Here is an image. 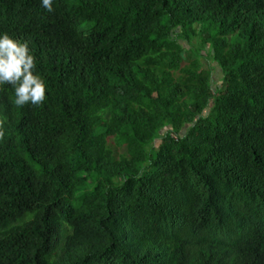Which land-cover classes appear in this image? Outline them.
I'll use <instances>...</instances> for the list:
<instances>
[{
    "label": "trees",
    "instance_id": "16d2710c",
    "mask_svg": "<svg viewBox=\"0 0 264 264\" xmlns=\"http://www.w3.org/2000/svg\"><path fill=\"white\" fill-rule=\"evenodd\" d=\"M53 7L0 0V264H264V0Z\"/></svg>",
    "mask_w": 264,
    "mask_h": 264
},
{
    "label": "clouds",
    "instance_id": "9594fccd",
    "mask_svg": "<svg viewBox=\"0 0 264 264\" xmlns=\"http://www.w3.org/2000/svg\"><path fill=\"white\" fill-rule=\"evenodd\" d=\"M55 0H40L48 13L54 12ZM11 85L14 103L18 107L42 105L47 100V83L37 71V58L29 43L8 32H0V88ZM5 121L0 119V139L4 136Z\"/></svg>",
    "mask_w": 264,
    "mask_h": 264
},
{
    "label": "rangeland",
    "instance_id": "374dc122",
    "mask_svg": "<svg viewBox=\"0 0 264 264\" xmlns=\"http://www.w3.org/2000/svg\"><path fill=\"white\" fill-rule=\"evenodd\" d=\"M217 72H219V71H217ZM220 83H221L220 75L216 74V76H215V85L219 86Z\"/></svg>",
    "mask_w": 264,
    "mask_h": 264
}]
</instances>
